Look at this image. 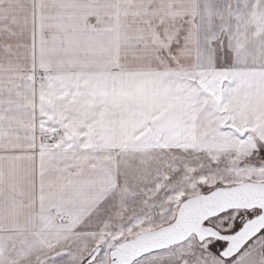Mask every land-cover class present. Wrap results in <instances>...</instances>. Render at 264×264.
<instances>
[{
  "label": "snow or ice",
  "instance_id": "snow-or-ice-1",
  "mask_svg": "<svg viewBox=\"0 0 264 264\" xmlns=\"http://www.w3.org/2000/svg\"><path fill=\"white\" fill-rule=\"evenodd\" d=\"M0 264H264V0H0Z\"/></svg>",
  "mask_w": 264,
  "mask_h": 264
}]
</instances>
